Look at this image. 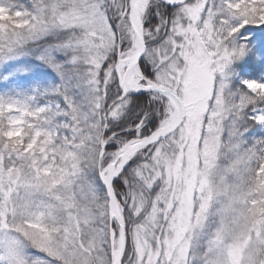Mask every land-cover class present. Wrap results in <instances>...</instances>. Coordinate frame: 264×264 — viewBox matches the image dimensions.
Instances as JSON below:
<instances>
[{
  "label": "snow or ice",
  "instance_id": "6c2138e0",
  "mask_svg": "<svg viewBox=\"0 0 264 264\" xmlns=\"http://www.w3.org/2000/svg\"><path fill=\"white\" fill-rule=\"evenodd\" d=\"M0 264H264V0H0Z\"/></svg>",
  "mask_w": 264,
  "mask_h": 264
}]
</instances>
